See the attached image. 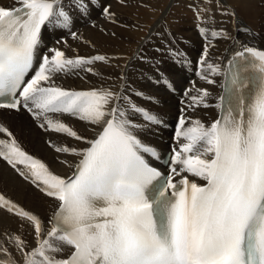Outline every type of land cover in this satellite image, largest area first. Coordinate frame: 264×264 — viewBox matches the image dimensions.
Wrapping results in <instances>:
<instances>
[{
	"label": "snow or ice",
	"instance_id": "1",
	"mask_svg": "<svg viewBox=\"0 0 264 264\" xmlns=\"http://www.w3.org/2000/svg\"><path fill=\"white\" fill-rule=\"evenodd\" d=\"M118 3L128 7L127 0ZM78 6L81 11L88 7L84 0ZM188 7L205 41L198 75L221 92L209 104L207 88L196 95L185 91L177 147L164 175L145 159L156 153L136 135L141 125L130 113H139L145 122L156 118L126 94L124 73L117 76L120 88L77 90L56 83L59 76L81 71L96 75L93 65L111 66L117 57H68L53 47L37 60L42 28H67L71 22L62 0L0 5V109L26 111L44 132L75 142L47 141L70 158L60 161L68 173L55 174L0 123L5 137L0 138V158L54 202L45 221L0 194V209L20 221L16 230L0 231V264H264V49L241 43L217 26V15L236 24L228 0H194ZM111 9L101 6L105 18L128 28ZM220 39L239 45L226 63L210 60L213 41ZM211 107L217 117L207 124L189 114ZM63 116L84 122L86 131ZM26 225L31 241L21 231Z\"/></svg>",
	"mask_w": 264,
	"mask_h": 264
},
{
	"label": "bare ground",
	"instance_id": "2",
	"mask_svg": "<svg viewBox=\"0 0 264 264\" xmlns=\"http://www.w3.org/2000/svg\"><path fill=\"white\" fill-rule=\"evenodd\" d=\"M146 1L127 0L128 7H121L118 0H96L95 3L84 0L88 7L86 11H81L78 6L79 0H62V6L71 18V22L67 28L55 24L42 28V40L38 56H42L50 48L58 47L68 57L76 55L91 56L97 53L117 57V59L111 61V66L100 62L93 65L96 75L81 71L79 74L59 76L56 78V83L66 88L77 90L89 89L100 85L120 88L123 86V82L117 79V76L124 73L127 77L126 82L129 85L126 94L131 97L133 103L146 109L156 118L153 122H145L139 113H130V118L134 123L141 125L136 135L144 144L162 152L170 146L177 147L176 141H171L173 135L175 138L176 129L175 131L170 129V125L176 124V121H178L180 110L184 107L182 101L187 102L185 91L191 89V94L196 95L197 89L207 88L212 93V96L208 98V103L215 104V97L220 94L221 89L218 86L208 85L198 75L200 65L197 62L203 51L205 41L198 33L196 24H194L193 28L191 27V30L187 31L188 36L185 38H182L183 36L180 34L182 30L164 31L161 33L159 31V34H162V38L161 35H158L154 39L153 44L149 43V46L146 45L148 49L145 51L143 40L139 41L142 31L139 21L143 18L140 13L144 11L148 4ZM154 1L151 3L154 4ZM237 3L239 5L236 6L238 11L235 8L237 14L235 26L232 25L233 23L227 17H221L225 22L220 23L218 21L221 19L219 18L220 16L216 17V21L219 22H217V26L226 27L228 32L241 43L264 49V4L260 5L262 1L256 0H239ZM105 4L112 6L111 10L116 13L118 22L127 24L128 28H121L118 24L111 23L104 18L101 6ZM149 4L147 9L153 6ZM159 4L160 2L156 5ZM0 5L14 7L16 6V0H0ZM148 6L150 7L148 8ZM185 6L188 8V5L185 4ZM177 10L175 12L178 14ZM239 15L244 16L248 22L245 23L241 20ZM150 16L151 14L148 17ZM186 17L188 18V16ZM191 17L188 19H191ZM185 23L188 24L189 22ZM240 23H243V28H248L249 32L237 31L236 29L240 28ZM230 27L231 31H229ZM172 29L174 28L172 27ZM185 29L187 30V28ZM112 32L116 33L115 37L109 35ZM72 33H76L77 36L73 37ZM133 43L137 44V54L131 60H124L125 52L130 51L128 49L132 47ZM213 43L215 47L210 50V60L212 62H216L219 59L226 63L234 52L239 50V45L233 41L220 39L213 41ZM151 46L158 47L160 50L152 52L150 51ZM143 50V57H147L146 62L143 59L136 58ZM216 79L217 85H219L221 78L217 77ZM168 81L174 83L173 86L176 88L175 92L177 91V93L170 90ZM132 90H135L134 93ZM136 93H141L142 95H137ZM189 114L194 115L207 124L217 117V109L214 107L199 108L194 114L191 112ZM61 118L78 131H86L84 122L69 116ZM157 122L165 125L161 126ZM0 123L13 132L25 152L43 161L52 172L59 175L68 173V168L60 161L70 158L56 153L48 145L47 141L51 140L55 144H74V141L53 132H44L37 127L31 116L24 111L16 112L0 109ZM0 138L5 137L0 136ZM18 167L27 171L24 165H18ZM0 194L16 202L24 209L37 214L45 221L51 215L54 202L47 198L33 183L21 177L2 158H0ZM19 223L20 221L17 217L0 209V231L4 229L16 230ZM21 231L25 239L32 240L30 229H28L27 225Z\"/></svg>",
	"mask_w": 264,
	"mask_h": 264
},
{
	"label": "rangeland",
	"instance_id": "3",
	"mask_svg": "<svg viewBox=\"0 0 264 264\" xmlns=\"http://www.w3.org/2000/svg\"><path fill=\"white\" fill-rule=\"evenodd\" d=\"M67 1V0H66ZM146 1V0H145ZM154 0H150V2H149V0L148 1H146L149 5H153L152 6V8H153V10H152V8H150V9H147V5H146V9L144 8V11L142 12V13H140L141 14V16L143 17L140 21H139V23H140V25H141V36L139 37V41H141V40H143V44H144V46H145V51L148 49V44L149 43H152L153 44V42H154V39H156V37H158V35L157 34H159V31H160V33L161 32H164V31H172V30H175V31H180V30H182V31H180L181 33V36H183L182 38H185V37H187L188 35H187V31L190 29H192L193 28V26H195L194 24H196V21H195V17H194V14H193V12H192V10L188 7V8H186L187 6H185V4L186 5H189V4H191V3H194V0H182V2H180V0H172V1H168V0H161V1H159V0H155L154 1V4L153 3H151V2H153ZM160 2V4L159 5H156L158 2ZM167 1V2H166ZM239 2V0H228V3L235 9L236 8V11H238L237 10V8L238 7H236V6H238L239 5V3H237V2ZM256 1H262V3L260 4V5H262V4H264V0H256ZM236 2V3H235ZM168 3H169V6H168ZM176 3V4H175ZM181 3V4H180ZM175 5V6H174ZM160 6V7H159ZM168 6V7H167ZM182 9V11H184L183 13H181L182 11H181V9L179 8V7ZM150 6H148V8H149ZM167 7V8H166ZM161 8V9H160ZM178 10H177V9ZM158 9V10H157ZM147 10V11H146ZM178 11L179 13L177 14V12H175V11ZM189 10V12H190V14H189V12H187ZM191 10V11H190ZM171 11V12H170ZM181 11V12H180ZM187 13H186V12ZM235 11V12H236ZM153 12H154V14H153ZM151 14V16L150 17H148L149 15ZM170 14V15H169ZM187 14V15H186ZM166 15V16H165ZM169 15V16H168ZM172 15H173V18H172ZM145 16V17H144ZM153 16V17H152ZM157 16V17H156ZM179 16H181V17H179ZM186 16H188V18H190V16H192L191 17V19H188ZM218 17H219V15H217ZM240 16V15H239ZM167 17V18H166ZM176 17V18H175ZM187 18L186 20L185 19H183V18ZM105 18V17H104ZM148 18V19H147ZM152 18V19H151ZM159 18V19H158ZM175 18V19H174ZM219 18H221V16L219 17ZM222 18H225V17H222ZM221 18V19H222ZM240 18H241V20H243L245 23L246 22H248V21H246V19H245V17L244 16H240ZM165 19H167V20H165ZM180 19V20H179ZM219 19L218 21H220V23H224L225 22V20L224 19ZM96 20H98L97 18H96ZM101 20V19H100ZM157 20V21H156ZM171 20V21H170ZM185 20V21H184ZM190 20V21H189ZM99 21V20H98ZM168 21V22H167ZM181 21V22H180ZM184 21V22H183ZM192 21V23H190ZM217 21V22H218ZM142 22V23H141ZM154 23V25H153V23ZM165 22V23H164ZM172 22V23H171ZM179 22H180V24H179ZM185 22H189L188 24L187 23H185ZM143 23H144V25H143ZM147 23V24H146ZM219 23V22H218ZM187 24V25H186ZM189 24H191V25H189ZM146 25V26H145ZM175 27H174V26ZM185 25H186V27H185ZM233 25V24H232ZM174 28V29H172V27ZM188 26H190L189 28H188ZM239 26H240V28H243L244 27V24L243 23H240L239 24ZM163 27H165V28H163ZM184 27V28H183ZM192 27V28H191ZM233 27V26H232ZM171 28V29H170ZM179 28V29H178ZM185 28H187V30L185 29ZM145 31V32H144ZM155 31V32H154ZM229 31H231V27H230V30ZM179 35V34H178ZM185 35V36H184ZM180 36V35H179ZM180 36V37H181ZM151 44V45H152ZM134 45V46H133ZM146 45H148V46H146ZM249 45V44H248ZM250 45H253V44H250ZM137 44L136 43H133L132 44V47H130L128 50H130V51H128V52H125V56H123V59L124 60H127V59H129V60H131V58H133V57H135V55L137 54ZM158 47H150V51H152V52H156V49H157ZM144 50L142 51V52H140V56H143L144 54ZM147 58V57H146ZM146 58H144L143 60H145V62H146ZM151 61V60H150ZM134 91L135 90H132V92L134 93ZM26 117V116H25Z\"/></svg>",
	"mask_w": 264,
	"mask_h": 264
}]
</instances>
